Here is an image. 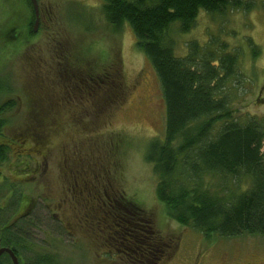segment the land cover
<instances>
[{
	"label": "rangeland",
	"instance_id": "obj_1",
	"mask_svg": "<svg viewBox=\"0 0 264 264\" xmlns=\"http://www.w3.org/2000/svg\"><path fill=\"white\" fill-rule=\"evenodd\" d=\"M248 1L247 10H201L188 31L173 26L170 35L177 56L186 55L193 43L200 52L208 41L211 50L224 46V52L235 53L237 75L225 86L231 109L239 116L264 117V0ZM38 3L44 17L34 34L27 0H0V102H6L0 108L1 131L10 141L0 190H6L3 179H9L22 190V202H36L34 214L44 217L33 227L34 245L29 251L21 248L23 256L37 264L42 255L49 257L43 264H129L108 244L106 232L87 224L94 221L88 216L87 199L95 191L104 196L108 187V194L122 193L119 202L132 201L150 218L163 243L154 264H264V234L205 236L167 218L145 159L152 138L163 134L164 101L155 71L136 46L130 26L109 24L102 0ZM252 42L258 48L255 55ZM32 57L44 58V63L34 67ZM108 67L115 73L109 72L107 82L119 85L118 93L111 88L82 89L78 75L89 84L87 77L95 78ZM92 99L106 108H97ZM17 158L28 162L26 175L16 170L24 165L18 167ZM36 161L39 170L30 171ZM23 206L19 211L29 212Z\"/></svg>",
	"mask_w": 264,
	"mask_h": 264
},
{
	"label": "trees",
	"instance_id": "obj_2",
	"mask_svg": "<svg viewBox=\"0 0 264 264\" xmlns=\"http://www.w3.org/2000/svg\"><path fill=\"white\" fill-rule=\"evenodd\" d=\"M250 6L248 0H102L105 20L116 28L123 23L130 26L136 46L159 80L165 110L163 134L152 138L145 158L156 177L155 194L168 219L205 236L264 234V117L239 116L231 109L225 86L237 75L235 53L224 52V46L211 50L208 41L200 52L193 43L186 55L177 56L170 33L173 26L188 31L201 10L223 14L227 8ZM250 48L255 55L254 42ZM101 71L93 79L95 85L86 89L111 88L114 95L118 93L119 85L107 82L109 72L115 70ZM92 103L97 108L105 105L96 99ZM5 142L0 141V163L10 149L9 141ZM3 185L7 188L0 190V245L18 252L27 242L22 238L24 217L13 220L23 192L9 179L4 178ZM107 188L104 196L95 191L87 199L88 216L103 225L96 230L107 233L108 244H114L129 264H154L163 243L150 218L132 201L119 202L124 195H110ZM45 256H39L41 264L48 262ZM3 257L10 262L2 255L0 264H7ZM26 258L23 264H37Z\"/></svg>",
	"mask_w": 264,
	"mask_h": 264
},
{
	"label": "flooded vegetation",
	"instance_id": "obj_3",
	"mask_svg": "<svg viewBox=\"0 0 264 264\" xmlns=\"http://www.w3.org/2000/svg\"><path fill=\"white\" fill-rule=\"evenodd\" d=\"M30 1V0H29ZM28 2V1H27ZM37 3H38V0H37ZM29 4H31V6H32V3H31V1L29 2ZM40 5V3H38V19H37V23L36 24H34V22H35V14H34V10H33V6H32V14H33V24L31 25V27H30V30L32 31V32H34V34H36V33H38V30H39V28L41 27V16H43V14H42V9H41V6H39ZM44 17V16H43ZM42 21H43V19H42ZM41 29V28H40ZM47 30V29H46ZM47 32V31H46ZM29 60L32 62L31 63V65H33L34 67L35 66H40L41 64H42V62L44 63V58H40V57H32V58H29ZM63 63V62H62ZM41 71V70H40ZM37 75V74H36ZM39 76H40V74H39ZM84 75L83 76H81V75H78V80H80L82 83H83V85H82V89L83 88H86V87H89V86H91V85H95V82H93V79L94 78H92V77H87L86 79H85V81H88V83L89 84H86V82H84ZM8 102V101H7ZM4 104H6V102L5 103H2V102H0V107L2 108V106H4ZM104 108H106V106H103ZM0 113H1V109H0ZM0 118H1V116H0ZM4 125V123H3V121H1V125H0V129L2 130V126ZM8 137H6L5 135H4V132L2 133V131L0 132V141H2V143H6L5 141H8V139H7ZM10 139V138H9ZM11 139H13L12 137H11ZM9 143H10V141H9ZM7 144V143H6ZM10 145V144H9ZM41 156L42 157H45V155L42 153L41 154ZM20 157V156H19ZM19 158H17L16 160H18ZM44 159V161H43V163H42V165H43V167L44 166H46V162H45V160H46V157L45 158H43ZM3 162L4 161H2L1 163H0V182L2 181V176H3V172H2V169H1V165L3 164ZM19 166L18 167H20L21 166V164H24L23 166H21L19 169H16L17 171H19V174H21V175H26L27 174V171H29L28 170V166H29V164H28V162L26 161V159L24 158H20L19 159ZM37 165V166H36ZM36 166V167H35ZM40 166V164L38 163V161H36L35 163H33V165L31 166L32 167V169H30V171H37V170H39L38 169V167ZM30 167V168H31ZM33 167H35V168H33ZM16 170H15V173H17L16 172ZM76 174H73V181L75 182L76 181ZM15 178H16V180H19L20 182L22 181V178H20V176H15ZM22 183V182H21ZM18 185H20L19 183H18ZM85 186H87V185H85ZM20 188V187H19ZM23 196H24V194L22 195V197H21V199L23 198ZM20 199V200H21ZM37 200H39V197H38V199ZM36 203V202H35ZM35 203H34V205L33 206H30V204H32V202H31V200L30 201H28V202H26V203H23L22 202V200L19 202V208L21 207V205H22V207L25 209V206H23V205H26L27 207H28V210H29V212H26V213H23V212H20L19 211V208H18V212L16 211V212H14L15 214H14V216H13V220L14 221H16L18 218H22V217H24V219L23 220H25L26 222H24L25 223V226H24V228H23V231H24V235H23V237L22 238H24L25 239V242H26V244H25V248H22L23 250H25V251H29L30 250V247L31 246H33L34 245V238H33V236H36L35 234H34V232H35V229L33 228L34 227V225L35 226H38V222H40V224H41V221H44V217L42 216V217H37V215L36 214H34L35 213V211H34V206H35ZM45 205V204H44ZM30 206V207H29ZM46 207H47V205H46ZM30 208V209H29ZM47 210H48V208H47ZM49 211V210H48ZM34 217V218H33ZM36 217V218H35ZM86 220H87V218H85ZM87 224L92 228V229H101V227H103V225H101L100 223L97 225V223L96 222H94V221H91V222H87ZM104 227H108L107 225H104ZM16 238V237H15ZM9 247V246H5V245H0V247ZM10 249H12V251L14 252V254L16 255V257H17V260H18V264H23V254L21 253V250L22 249H20V248H18L19 250H18V252H16L15 250H14V248L13 247H9ZM2 255H6L9 259H10V257H9V255L7 254V253H3V254H1L0 255V257L2 256ZM10 262H11V259H10Z\"/></svg>",
	"mask_w": 264,
	"mask_h": 264
},
{
	"label": "water",
	"instance_id": "obj_4",
	"mask_svg": "<svg viewBox=\"0 0 264 264\" xmlns=\"http://www.w3.org/2000/svg\"><path fill=\"white\" fill-rule=\"evenodd\" d=\"M33 6V10H34V14H35V22L34 24L37 23V19H38V3L37 0H30ZM3 253H7L11 259V264H18V260L16 255L14 254V252L12 251V249H10L9 247H0V255Z\"/></svg>",
	"mask_w": 264,
	"mask_h": 264
}]
</instances>
